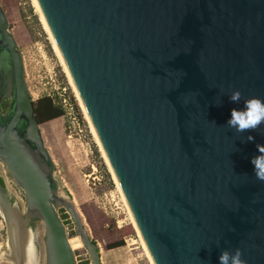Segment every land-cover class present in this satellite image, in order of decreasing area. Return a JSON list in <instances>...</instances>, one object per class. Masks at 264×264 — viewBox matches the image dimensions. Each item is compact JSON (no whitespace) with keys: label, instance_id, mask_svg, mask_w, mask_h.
Segmentation results:
<instances>
[{"label":"water","instance_id":"water-1","mask_svg":"<svg viewBox=\"0 0 264 264\" xmlns=\"http://www.w3.org/2000/svg\"><path fill=\"white\" fill-rule=\"evenodd\" d=\"M36 2L152 264H219L236 248L246 264H264V182L251 163L264 155V124L243 133L227 125L245 99L264 100V0ZM3 102L0 164L24 199L19 212L0 188L3 258L35 264L28 224L37 221L44 264H76L62 208L89 264H100L57 194L0 9Z\"/></svg>","mask_w":264,"mask_h":264},{"label":"rangeland","instance_id":"rangeland-1","mask_svg":"<svg viewBox=\"0 0 264 264\" xmlns=\"http://www.w3.org/2000/svg\"><path fill=\"white\" fill-rule=\"evenodd\" d=\"M0 9L20 55L23 80L33 107L37 106V100L48 97L62 111L61 116L39 124L43 145L53 166L57 194L71 201L80 215L100 264H151L33 1L0 0ZM62 98L66 104H61ZM0 178L8 204L23 212L22 192L1 164ZM57 214L73 248L75 263L89 264L88 253L74 234L68 215L62 208L57 209ZM28 228L32 232L35 264H44L42 224L30 221ZM4 238L2 229L0 241ZM4 251L3 245L1 255ZM0 257L3 264H11Z\"/></svg>","mask_w":264,"mask_h":264},{"label":"clouds","instance_id":"clouds-1","mask_svg":"<svg viewBox=\"0 0 264 264\" xmlns=\"http://www.w3.org/2000/svg\"><path fill=\"white\" fill-rule=\"evenodd\" d=\"M229 98L234 103H239L242 99V93L239 90L232 91ZM220 101L217 100V104ZM264 124V100L258 97H251L244 100V108L242 110L232 109L231 118L227 125L235 129L237 133L250 132L258 129ZM252 136L248 140H253ZM260 153L264 154V145H257ZM251 163L254 165L255 177L258 181L264 182V155L252 158ZM242 251L239 248L233 251L222 250L218 260L219 264H246L242 259Z\"/></svg>","mask_w":264,"mask_h":264},{"label":"bare ground","instance_id":"bare-ground-1","mask_svg":"<svg viewBox=\"0 0 264 264\" xmlns=\"http://www.w3.org/2000/svg\"><path fill=\"white\" fill-rule=\"evenodd\" d=\"M32 1H33V4H34V6H35V8H36V10H37L38 15H39L40 22H41V24L43 25L44 30H46L47 33H48V35H49V39H50V42L52 43L53 50L55 51L57 57L59 58V60H60V62H61V65H62V67H63V69H64V72H65L67 78H68L69 81L71 82L72 89H73V91H74V98H75V95H76V98H77V100L79 101V103H80V105H81V107H82V109H83V111H84V114H85V116H86V118H87V120H88V122H89V124H90L91 132H92V134L94 135V138H95V140H96V143H97L99 149H100L101 152H102V149H101L100 144H99V142H98V140H97V138H96V135H95V132H94V130H93V128H92V125H91V123H90V121H89V119H88V117H87V114H86V112H85V110H84V108H83V106H82V103H81V101H80V99H79V96H78V94H77V92H76V89H75V87H74V85H73V83H72V80H71V78H70V76H69V73H68V71H67V69H66V67H65V64H64V62H63V60H62V58H61V56H60V54H59V51H58L57 47L55 46L54 41H53V39H52V37H51V35H50V33H49V30H48V28H47V26H46V24H45V21H44V19H43V17H42V14H41V12H40V10H39V7H38V5H37V2H36V0H32ZM102 154H103V152H102ZM103 156H104V154H103ZM104 159L106 160L105 156H104ZM106 162H107V161H106ZM107 164H108V162H107ZM108 166H109V165H108ZM109 169H110V167H109ZM110 173H111L112 179H113V181H114V183H115V185H116V187H117V189H118V191H119V193H120V195H121V197H122V199H123V202L125 203L124 198H123V196H122V193H121V191H120V188H119V186H118V184H117V181H116V179H115V177H114V175H113L111 169H110ZM70 204L73 206V204H72L71 201H70ZM125 204H126V203H125ZM73 209H74V208H73ZM74 211H75V210H74ZM127 211H128V208H127ZM75 213H76V215H77V217H78V220H79L81 226H83V225H82V219H81L80 215H79L76 211H75ZM128 214H129V216H130L129 211H128ZM130 219H131V221H132V223H133V225H134V222H133L131 216H130ZM132 227L135 229V231H136V233H137V236H138L139 239H140V242H141V245H142V247H143V250H144V252H145V254H146V257L148 258V260H149L150 263L152 264L151 259H150L149 255H148V253H147V251H146V249H145V246H144V244H143V241L141 240V238H140V236H139V234H138V232H137V229H136L135 225L132 226ZM82 228H83V227H82ZM83 229H84V228H83ZM84 231H85V230H84ZM85 234H86V231H85ZM76 237H77V236H76ZM77 239H78V237H77ZM78 241H79V239H78ZM79 242H80V241H79ZM68 244H69L70 248H71L72 251H73V248H72V246H71V243H70L69 239H68ZM30 253H32V249H31V248H30Z\"/></svg>","mask_w":264,"mask_h":264},{"label":"trees","instance_id":"trees-1","mask_svg":"<svg viewBox=\"0 0 264 264\" xmlns=\"http://www.w3.org/2000/svg\"><path fill=\"white\" fill-rule=\"evenodd\" d=\"M32 109L35 120L38 124L44 121L55 119L62 115L61 109L58 106H55L48 97L37 100V106L33 107L32 104ZM1 184L2 183L0 180V185Z\"/></svg>","mask_w":264,"mask_h":264},{"label":"crops","instance_id":"crops-1","mask_svg":"<svg viewBox=\"0 0 264 264\" xmlns=\"http://www.w3.org/2000/svg\"><path fill=\"white\" fill-rule=\"evenodd\" d=\"M0 180H1V185H0V188H1V192H3L4 193V195H5V191H4V188H3V182H2V179L0 178ZM4 245V247H5V238H4V240L3 241H0V249L2 248V246ZM2 252V251H1ZM1 252H0V256H2L1 255ZM2 257H0V264H3V262H2ZM9 262V261H8Z\"/></svg>","mask_w":264,"mask_h":264},{"label":"flooded vegetation","instance_id":"flooded-vegetation-1","mask_svg":"<svg viewBox=\"0 0 264 264\" xmlns=\"http://www.w3.org/2000/svg\"><path fill=\"white\" fill-rule=\"evenodd\" d=\"M5 106H6V102H3L1 107H0V113H3Z\"/></svg>","mask_w":264,"mask_h":264},{"label":"built area","instance_id":"built-area-1","mask_svg":"<svg viewBox=\"0 0 264 264\" xmlns=\"http://www.w3.org/2000/svg\"><path fill=\"white\" fill-rule=\"evenodd\" d=\"M60 102H61V104H66L65 98H62Z\"/></svg>","mask_w":264,"mask_h":264}]
</instances>
